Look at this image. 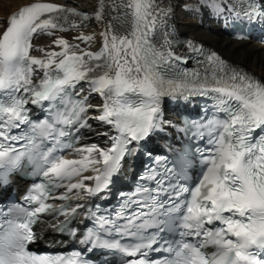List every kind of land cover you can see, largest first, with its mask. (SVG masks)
Instances as JSON below:
<instances>
[{"label": "snow or ice", "instance_id": "6c2138e0", "mask_svg": "<svg viewBox=\"0 0 264 264\" xmlns=\"http://www.w3.org/2000/svg\"><path fill=\"white\" fill-rule=\"evenodd\" d=\"M198 2L210 5L217 14L223 11L218 0ZM124 6L130 10V30L118 35L109 25L100 33L103 43L98 52L80 49L78 44L57 37L53 44L60 51L36 49L45 53L44 58L30 54L36 35L52 36L53 30L67 31L64 25L68 23V14L79 15L74 9L55 3L37 0L21 7L9 16L7 26L0 31V169L11 170L23 157L31 159L38 152L41 163L37 171L47 181L34 184L25 198L37 206H16L9 213L14 214V219L8 221L7 231L0 230V264H81L79 252L63 257L38 256L26 250L35 239L31 225L39 214L52 210L46 203L51 190L65 186V180L69 181L68 191L83 188L95 193L106 189L119 172L121 161L134 151L129 145L163 131L162 99L187 101L197 95L210 97L215 112L222 113L223 118L213 115L206 122L193 125L194 136L207 135L211 145L207 150L197 149L202 168L194 187L179 182L191 163L187 153L171 161V168L167 167L166 157H156L158 165L164 161L163 171L151 168L139 177L140 181H154L156 188L138 185L133 195L140 199L129 198L117 212L118 217L123 216L130 203L150 209L149 213H133L128 226L141 216L152 218L141 227L148 223L176 227L178 222L182 239L175 258L151 259L145 249L157 250L153 245L158 243V234L145 237L127 228L116 230L138 236L139 242L126 245L120 240L101 239L89 230L81 243L91 244L89 251L96 247L118 250L123 255L122 264H264V83L228 67L215 53L206 57L203 76L198 71H174L173 61L183 57L172 49L173 42L167 34L159 47L152 43L158 24L163 23L171 8L157 6L156 0H127ZM194 6L185 5L188 9ZM244 15L249 20L264 21V11L251 3ZM96 18H101L100 12ZM77 26L75 22L71 25ZM74 39L89 42L93 36L81 33ZM187 45L199 51L191 41ZM37 72H43V76L34 81ZM81 82L104 100L102 105L95 106L100 114L92 119L110 125L116 134L102 133L108 136L109 147L93 144L75 149L79 159L57 156V148L72 147L61 138L70 136L73 126L89 127L86 113L94 106L87 103V96L72 99L68 91ZM45 101L50 102L49 108H57L54 119L32 121L26 105L43 107ZM21 125H27L30 133L13 135L12 129ZM257 130L261 132L259 137L253 135ZM38 138L52 140L53 146L39 151ZM22 139L27 141L26 151H18L12 145ZM90 169L97 174L83 176ZM77 177L80 179L72 183ZM84 180H95V187H88ZM162 194L168 195L166 202L159 199ZM184 194L187 196L181 199ZM59 211L66 218L72 214ZM157 216L167 219L159 221ZM97 220L102 226L110 223L103 216ZM184 237H192L196 242L185 241ZM209 246L215 248L211 254L203 251Z\"/></svg>", "mask_w": 264, "mask_h": 264}, {"label": "bare ground", "instance_id": "6f19581e", "mask_svg": "<svg viewBox=\"0 0 264 264\" xmlns=\"http://www.w3.org/2000/svg\"><path fill=\"white\" fill-rule=\"evenodd\" d=\"M34 2L37 0H0V22L2 18L8 19L21 7ZM41 2L63 5L65 8L82 10L88 14L86 18L82 19L68 15V23L64 25L68 29L67 31L53 30L52 36L41 34V39L33 42L34 48L31 51V55L38 58L45 56L44 52L36 50L38 48H44L47 51H60L59 47L53 44V40L57 37H63L70 44H78L80 49L98 52L103 43L100 33L105 32L109 25L112 26V31L118 35L125 34L131 27L130 10L124 6L127 0H41ZM218 2L222 3V0H218ZM156 4L165 9L171 8V11L163 18V23L158 24L152 36L153 44L158 47L162 45L167 34L168 39L173 42L172 49L176 52L184 48L180 50L184 52L189 49L188 41H191L193 45L200 41L206 46L217 49L216 52L223 54L234 63L247 67L264 79V51L262 48L251 42H233L227 36L221 35L217 29L209 31L207 28L214 26L216 16V12L210 5L200 4L198 0H156ZM187 4L195 6L188 9L185 7ZM182 5L183 8L180 7ZM97 12H100V19L96 18ZM73 22L78 26L71 27ZM206 22H210L209 25H206ZM81 33L93 36V40L89 42L75 40L74 37ZM103 103L102 97L89 98L88 104L94 106L89 109L91 118L100 114L95 106ZM90 125L92 130L89 135L92 137L88 139L89 146L97 144L101 140L100 133L104 131L101 121L92 119Z\"/></svg>", "mask_w": 264, "mask_h": 264}, {"label": "rangeland", "instance_id": "374dc122", "mask_svg": "<svg viewBox=\"0 0 264 264\" xmlns=\"http://www.w3.org/2000/svg\"><path fill=\"white\" fill-rule=\"evenodd\" d=\"M4 22H5V19H1V22H0V30H2L3 29V27H4Z\"/></svg>", "mask_w": 264, "mask_h": 264}]
</instances>
